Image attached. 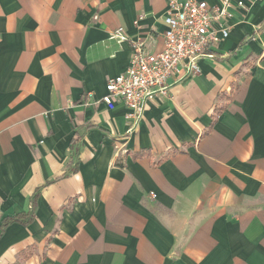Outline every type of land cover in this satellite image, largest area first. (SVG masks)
Wrapping results in <instances>:
<instances>
[{"label":"crops","instance_id":"1","mask_svg":"<svg viewBox=\"0 0 264 264\" xmlns=\"http://www.w3.org/2000/svg\"><path fill=\"white\" fill-rule=\"evenodd\" d=\"M229 1L129 132L96 102L131 41L164 49L167 0H0V264H264V0Z\"/></svg>","mask_w":264,"mask_h":264},{"label":"built area","instance_id":"2","mask_svg":"<svg viewBox=\"0 0 264 264\" xmlns=\"http://www.w3.org/2000/svg\"><path fill=\"white\" fill-rule=\"evenodd\" d=\"M230 7L229 0H222L221 6H209L204 0H167L164 49L150 53L144 41H131L132 56L127 70L107 80V94L96 103L113 110L118 101H123L128 109L129 132H133L148 102L169 94L170 80L178 82L184 76L198 75L201 60L216 58L215 50L229 35L226 23L231 17ZM110 39L123 43L129 37L121 27L110 34Z\"/></svg>","mask_w":264,"mask_h":264}]
</instances>
